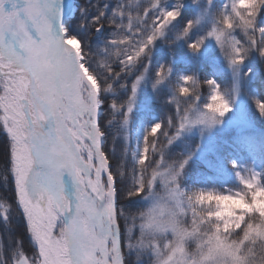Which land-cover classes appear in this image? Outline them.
Masks as SVG:
<instances>
[{"label":"snow or ice","instance_id":"snow-or-ice-1","mask_svg":"<svg viewBox=\"0 0 264 264\" xmlns=\"http://www.w3.org/2000/svg\"><path fill=\"white\" fill-rule=\"evenodd\" d=\"M181 43L213 44L229 86L176 71ZM253 60L264 0H0V264H264V168L201 184L200 145L172 154L223 124Z\"/></svg>","mask_w":264,"mask_h":264},{"label":"trees","instance_id":"trees-1","mask_svg":"<svg viewBox=\"0 0 264 264\" xmlns=\"http://www.w3.org/2000/svg\"><path fill=\"white\" fill-rule=\"evenodd\" d=\"M182 15L190 16L191 9L185 10ZM177 55L179 59L174 65L176 71L184 73L197 71L202 80L207 76H212L221 83L222 87L229 86L230 73L226 69L223 60L219 59L220 56L201 55L199 58H195L187 52L183 43L177 48ZM166 59L167 50L158 44L154 52V64L163 62ZM253 68L254 74L246 82L244 94L252 126L241 130L228 128L217 131L212 135L210 147L202 154L196 155L191 162L192 170L196 174L194 179L197 183H215L219 185L227 182L235 187L236 181L232 177L230 168V162L232 161L241 164H254L257 168H264V119L259 117L253 103V98L264 100V68L257 61ZM201 90L203 93L201 103H203L206 102L207 87L202 86ZM159 103L163 105V99ZM141 105L142 111L147 113L148 118L151 115L156 116L158 112L157 105L150 100L146 92L142 94ZM169 107L172 106L169 105ZM232 113L233 111L228 113L224 120L228 119ZM197 144H199L197 136L182 138L173 147L172 154L190 151Z\"/></svg>","mask_w":264,"mask_h":264},{"label":"rangeland","instance_id":"rangeland-1","mask_svg":"<svg viewBox=\"0 0 264 264\" xmlns=\"http://www.w3.org/2000/svg\"><path fill=\"white\" fill-rule=\"evenodd\" d=\"M202 55H208V56H212V55H218V52L215 48V46L211 43H209L207 45V47L204 48ZM221 59V58H219ZM218 59V60H219ZM256 61L253 60L251 62V67L255 66ZM254 70V68H253ZM256 70V68H255ZM150 120H152L153 122L156 119L155 115H151L149 117ZM252 126V121L248 112V107H247V103H246V99L244 95H241L237 101V103L234 105V110L233 113L231 114V116L224 120L223 124L220 126H217V128H215L211 134H207L205 133L203 135V137L201 138V134L199 131L194 130L192 133L188 134L186 137L189 136H197L198 140H199V145H200V149L199 152L197 153V155L202 154L204 151H206L209 147H210V142L212 139V135L217 132V131H221V130H225L228 128H235L237 130H241V129H246V128H250ZM135 135H140L141 132L140 130H136ZM185 138V137H184ZM2 210L0 211V215H2Z\"/></svg>","mask_w":264,"mask_h":264}]
</instances>
